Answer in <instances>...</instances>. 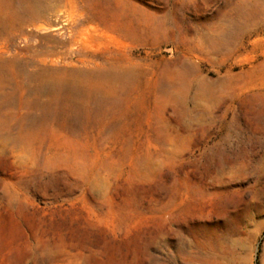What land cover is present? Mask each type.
Masks as SVG:
<instances>
[{"label":"rangeland","instance_id":"1","mask_svg":"<svg viewBox=\"0 0 264 264\" xmlns=\"http://www.w3.org/2000/svg\"><path fill=\"white\" fill-rule=\"evenodd\" d=\"M0 264H264V0H0Z\"/></svg>","mask_w":264,"mask_h":264},{"label":"bare ground","instance_id":"2","mask_svg":"<svg viewBox=\"0 0 264 264\" xmlns=\"http://www.w3.org/2000/svg\"><path fill=\"white\" fill-rule=\"evenodd\" d=\"M92 30H93V29H92ZM86 31H88L89 33H88V35H85V36H87V37L89 36V39H95V37H96L95 30H93L92 32L89 31V30H86ZM86 31H85V33H87ZM82 34H83V32H82ZM83 36H84V35H83ZM87 37H86V38H87ZM119 77H122V75H120ZM178 238H179V236H178ZM180 238H181V237H180ZM180 238H179V239H180ZM179 249H181V248L179 247Z\"/></svg>","mask_w":264,"mask_h":264}]
</instances>
